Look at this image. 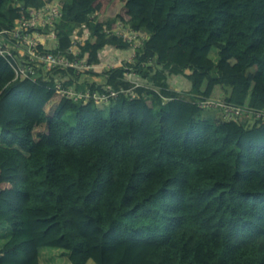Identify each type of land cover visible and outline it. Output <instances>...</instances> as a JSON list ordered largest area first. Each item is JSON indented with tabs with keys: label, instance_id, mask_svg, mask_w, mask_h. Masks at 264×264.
Wrapping results in <instances>:
<instances>
[{
	"label": "trees",
	"instance_id": "trees-1",
	"mask_svg": "<svg viewBox=\"0 0 264 264\" xmlns=\"http://www.w3.org/2000/svg\"><path fill=\"white\" fill-rule=\"evenodd\" d=\"M50 1L0 0V28ZM60 2L69 29L121 4L107 24L149 34L139 63H154L136 67L146 97L106 109L0 58V264H264V124L201 120L193 98L264 111V0ZM102 25L93 63L129 48ZM124 77L108 85L130 89Z\"/></svg>",
	"mask_w": 264,
	"mask_h": 264
},
{
	"label": "built area",
	"instance_id": "built-area-1",
	"mask_svg": "<svg viewBox=\"0 0 264 264\" xmlns=\"http://www.w3.org/2000/svg\"><path fill=\"white\" fill-rule=\"evenodd\" d=\"M20 9L21 17L12 28H0V58L13 68L16 79L25 77L34 84L47 86L75 104L92 103L109 108L121 97L131 101L146 97L137 92V88L145 87L146 83L136 67H149L154 63H139L141 51L150 40L149 34L122 22L110 27L102 16L96 15L69 29L65 27L63 8L55 1L41 8L20 5ZM98 24H103L102 32L107 37L129 45L128 50L118 51L115 60L93 63L90 53L84 52L87 44L95 41L91 25ZM66 36L70 43L62 48ZM117 69L124 70L125 81L132 85L130 89L114 90L108 85ZM193 98L202 111H216L224 121L248 123L253 119L256 124H264V111L198 96Z\"/></svg>",
	"mask_w": 264,
	"mask_h": 264
},
{
	"label": "rangeland",
	"instance_id": "rangeland-1",
	"mask_svg": "<svg viewBox=\"0 0 264 264\" xmlns=\"http://www.w3.org/2000/svg\"><path fill=\"white\" fill-rule=\"evenodd\" d=\"M54 1L57 2V3H60L62 5V2H60L61 0H54ZM67 1H70V0H67ZM121 6L122 5L118 3L115 6L109 8L108 11L104 15H102V20L107 21V22L114 21L115 15L118 14ZM106 50H110L111 51L113 49H109L108 48ZM115 54H116V52L112 51V52H109L107 56H104L103 59H104L105 63L109 62L110 60H114L115 59ZM112 55H113V57H112ZM199 119L207 120V121H209L211 123H214L216 121H224V119L222 118V116L218 112L212 111V110L206 111V112L202 113L201 115H199ZM67 121L69 123H72V122H74V118L72 116H68L67 117ZM254 121L255 120L251 119L248 122V124L250 126L256 124ZM11 236H12V230H11V228L9 226H1L0 227V250L7 244V242L10 240ZM53 260H51V261L48 260L47 264H64V260L61 257L55 256Z\"/></svg>",
	"mask_w": 264,
	"mask_h": 264
},
{
	"label": "crops",
	"instance_id": "crops-1",
	"mask_svg": "<svg viewBox=\"0 0 264 264\" xmlns=\"http://www.w3.org/2000/svg\"><path fill=\"white\" fill-rule=\"evenodd\" d=\"M170 83L173 87L175 86L179 91H186L189 87V84L186 81H184L182 78L178 79V80H177V78H172Z\"/></svg>",
	"mask_w": 264,
	"mask_h": 264
},
{
	"label": "clouds",
	"instance_id": "clouds-1",
	"mask_svg": "<svg viewBox=\"0 0 264 264\" xmlns=\"http://www.w3.org/2000/svg\"><path fill=\"white\" fill-rule=\"evenodd\" d=\"M53 1H54V0H53ZM50 2H51V1H50ZM59 4H60V3H59ZM60 5H61V4H60ZM112 51L116 52V54H115V59H116V56H117V53H118L117 50H111V51H110V50H106V49H104L103 51L100 52V60H104L103 57H104V56H107L108 53H109V52H112ZM112 57H113V55H112ZM115 59H114V60H115ZM99 62H100V61H99ZM172 78H173V77H172ZM172 78H171V79H172ZM171 79L169 80V83H170ZM170 85H171V83H170ZM106 109H108V108H106ZM203 112H206V111H203ZM242 123H244V122H242ZM248 125H249V124H248ZM255 125H256V124H255ZM252 126H254V125H252ZM252 126H249V127H252Z\"/></svg>",
	"mask_w": 264,
	"mask_h": 264
}]
</instances>
